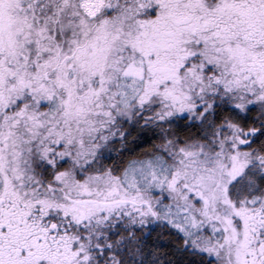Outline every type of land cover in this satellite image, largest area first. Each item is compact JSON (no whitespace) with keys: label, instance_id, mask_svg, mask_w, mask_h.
Instances as JSON below:
<instances>
[{"label":"snow or ice","instance_id":"6c2138e0","mask_svg":"<svg viewBox=\"0 0 264 264\" xmlns=\"http://www.w3.org/2000/svg\"><path fill=\"white\" fill-rule=\"evenodd\" d=\"M0 264H264V0H0Z\"/></svg>","mask_w":264,"mask_h":264}]
</instances>
